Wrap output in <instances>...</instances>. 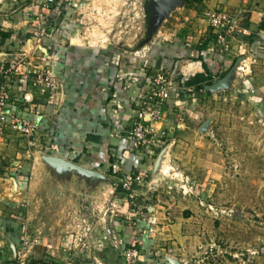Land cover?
<instances>
[{
	"label": "rangeland",
	"instance_id": "1",
	"mask_svg": "<svg viewBox=\"0 0 264 264\" xmlns=\"http://www.w3.org/2000/svg\"><path fill=\"white\" fill-rule=\"evenodd\" d=\"M68 1L77 9L60 14V26L80 25L73 38L82 43L110 44L119 76L134 80L140 71L146 84L161 71L191 90L166 102L155 123L163 134L138 149L120 143L121 168L141 176L132 190L122 189L110 161L104 172L91 171L50 161L43 150L30 183L26 164L25 197L8 215L23 218L30 238L39 235L37 260L57 264L48 252L63 241L73 264H97L91 250L102 248L109 264H264V39L212 57L207 80L187 85L182 70L195 58L172 55L174 39L183 42L205 24L199 41L213 45L207 12L216 7L206 0Z\"/></svg>",
	"mask_w": 264,
	"mask_h": 264
},
{
	"label": "crops",
	"instance_id": "2",
	"mask_svg": "<svg viewBox=\"0 0 264 264\" xmlns=\"http://www.w3.org/2000/svg\"><path fill=\"white\" fill-rule=\"evenodd\" d=\"M41 1L0 0V82L8 85L13 113L35 116L39 120V134L32 140L22 138L12 125L0 135V261L3 264H17L20 248L18 234L24 220L8 214L15 212L16 201L23 196V185L28 178L27 174L24 176L27 173L26 164L31 173L29 183L35 176V166L43 151L41 144H58V150L48 156L50 161L56 162L51 160L52 156L65 161L69 159L85 167L89 165L91 171L104 172L109 161L110 165L119 162L120 143L125 141L128 145L126 139L120 140L118 131L128 126L135 113V100L146 85V77L140 71L134 80L119 76L120 66L110 55V44L94 46L82 43L78 36H73L83 29L75 31L76 25L68 23H61L63 26H60L64 19L60 18V14L64 13L66 17L77 9L74 2L61 0L58 5L55 0L47 13V26L57 30L58 34L28 41L33 27L25 12H37ZM205 5L206 8L216 7L232 13L243 12L241 24L245 31L231 40L228 55L243 50L246 45L257 47L263 43L264 0H206ZM200 27L193 28L195 34L186 36L183 42L179 37L174 39L178 43L173 45L172 55L195 58L182 70L183 75L191 78L195 74L206 75L202 61L207 68L212 57L223 56L218 50L210 53L208 48L211 43L206 44L205 38L199 41L206 31L205 24ZM254 35H257L256 38H253ZM250 36L254 40L251 41ZM182 43L188 47L181 49ZM12 65L18 66V70L28 68L30 73L15 72L11 69ZM48 70L56 75V89L50 90L33 82L36 75ZM110 171L112 173L111 168ZM67 245L63 241L54 243L55 248L49 250V257L55 263L61 260L52 258L53 255H62L67 259ZM38 248L27 253L24 264H30L32 257V264H41L35 256ZM103 249L91 250L92 259L97 264H109L110 252Z\"/></svg>",
	"mask_w": 264,
	"mask_h": 264
},
{
	"label": "built area",
	"instance_id": "3",
	"mask_svg": "<svg viewBox=\"0 0 264 264\" xmlns=\"http://www.w3.org/2000/svg\"><path fill=\"white\" fill-rule=\"evenodd\" d=\"M55 0H42L40 2V9L33 13L30 11L25 12V16L29 19L33 27L32 37L28 41L38 37H49L56 35L57 30H52L47 26L46 15L51 10V6ZM208 24L214 33L215 43L208 48L209 52L217 51L224 54L231 49V40L235 35L245 31L241 24L243 19V12H229L224 9L216 8L207 12ZM58 34V33H57ZM11 69L15 72L30 73L28 68L18 70V66L12 65ZM147 80L145 88L139 93L135 100L137 108L132 116L126 129H124V137L128 146L132 149H138L145 146V144L153 137L158 136L159 133L163 134L164 131L158 132L155 128V123L158 122L164 113L166 102L171 98H177L181 92L190 91L189 87L177 86L171 79L167 80L165 74L161 71L156 73V76ZM187 79L182 78L181 81ZM23 81V80H22ZM36 85H43L47 89L57 88V78L53 71H46L36 75L33 78ZM11 95L9 93L8 85L5 82H0V135L4 133L7 126L12 125L22 135L34 139L39 134V120L35 116L18 115L13 113L10 107ZM43 150L50 153L57 151L59 146L55 142L41 144ZM112 173L119 175V185L124 190H132L133 184H139L141 176L139 173H132L129 170L121 168L118 161L110 165ZM27 224L23 222L19 228L20 248L17 252V264H24L27 253L31 252L36 245L40 244V238L35 235L30 238L27 231ZM126 256L128 259L134 258L136 251H127ZM0 264H3L0 261ZM57 264H73L70 257L63 263Z\"/></svg>",
	"mask_w": 264,
	"mask_h": 264
},
{
	"label": "trees",
	"instance_id": "4",
	"mask_svg": "<svg viewBox=\"0 0 264 264\" xmlns=\"http://www.w3.org/2000/svg\"><path fill=\"white\" fill-rule=\"evenodd\" d=\"M200 60H201V59H200ZM202 66H203L204 69H207V68H206V64H204L203 61H202ZM208 76H210V74H208L207 72H206V75H204V76H203L202 74H195L193 78L188 79V80L186 81V84H187V85H189V84H193V83L196 82V80H198V79H200L199 82H204V81L207 80V77H208ZM199 88H200V87H199ZM197 89H198V88H197Z\"/></svg>",
	"mask_w": 264,
	"mask_h": 264
},
{
	"label": "water",
	"instance_id": "5",
	"mask_svg": "<svg viewBox=\"0 0 264 264\" xmlns=\"http://www.w3.org/2000/svg\"><path fill=\"white\" fill-rule=\"evenodd\" d=\"M51 159H53V160H56V161H60L61 159L60 158H57V157H51Z\"/></svg>",
	"mask_w": 264,
	"mask_h": 264
}]
</instances>
